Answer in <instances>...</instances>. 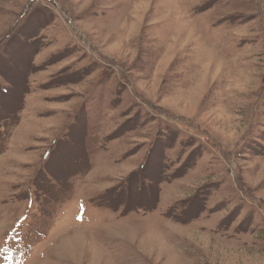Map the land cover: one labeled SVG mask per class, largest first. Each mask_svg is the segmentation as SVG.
Wrapping results in <instances>:
<instances>
[{"label":"rangeland","instance_id":"rangeland-1","mask_svg":"<svg viewBox=\"0 0 264 264\" xmlns=\"http://www.w3.org/2000/svg\"><path fill=\"white\" fill-rule=\"evenodd\" d=\"M0 264H264V0H0Z\"/></svg>","mask_w":264,"mask_h":264}]
</instances>
